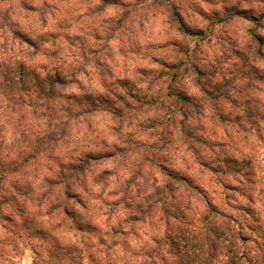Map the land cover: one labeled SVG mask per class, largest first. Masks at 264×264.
I'll return each mask as SVG.
<instances>
[{
	"label": "clouds",
	"instance_id": "clouds-1",
	"mask_svg": "<svg viewBox=\"0 0 264 264\" xmlns=\"http://www.w3.org/2000/svg\"><path fill=\"white\" fill-rule=\"evenodd\" d=\"M0 264H264V0H0Z\"/></svg>",
	"mask_w": 264,
	"mask_h": 264
}]
</instances>
